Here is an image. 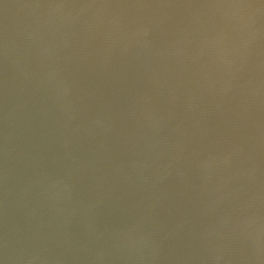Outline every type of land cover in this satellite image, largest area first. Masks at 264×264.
<instances>
[{"label": "water", "instance_id": "water-1", "mask_svg": "<svg viewBox=\"0 0 264 264\" xmlns=\"http://www.w3.org/2000/svg\"><path fill=\"white\" fill-rule=\"evenodd\" d=\"M0 264H264V0H0Z\"/></svg>", "mask_w": 264, "mask_h": 264}]
</instances>
